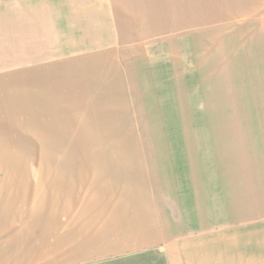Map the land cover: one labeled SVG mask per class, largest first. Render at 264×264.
<instances>
[{
	"label": "rangeland",
	"instance_id": "rangeland-1",
	"mask_svg": "<svg viewBox=\"0 0 264 264\" xmlns=\"http://www.w3.org/2000/svg\"><path fill=\"white\" fill-rule=\"evenodd\" d=\"M0 104L44 153L0 158V192L21 181L10 202L45 233L57 190L156 210L133 245L33 264H264V0H0ZM68 168L76 182H53Z\"/></svg>",
	"mask_w": 264,
	"mask_h": 264
},
{
	"label": "crops",
	"instance_id": "crops-1",
	"mask_svg": "<svg viewBox=\"0 0 264 264\" xmlns=\"http://www.w3.org/2000/svg\"><path fill=\"white\" fill-rule=\"evenodd\" d=\"M4 105L6 104H0V158L27 156L42 157L44 153L42 152L41 144H39V147L37 148L39 151L36 152V154L27 152L29 151L27 148L28 141L33 139L27 137L26 133L24 136L19 134L17 135L18 137L11 135L12 111L10 110V104H8L7 107ZM40 106L39 108H41ZM27 125L28 124L24 123L22 127L16 129L27 132ZM39 139L42 142V139ZM36 140L38 139L36 138ZM60 153H63L64 155H59ZM53 155L81 156L80 154L71 153V150H63V152H58L57 150V152H54ZM68 169L69 170L66 172H63L65 171V168H59V170L63 171H59L58 177L55 176L52 178L53 182L55 181L60 186H64L65 184L70 185L73 184V182H76L75 172H70L71 168ZM25 170L26 166L24 165L22 167L15 168V170L12 171L21 173ZM39 172L37 173L36 184L41 180ZM84 176L85 179H82V184H88L91 176L90 174ZM105 178L109 185L116 183L114 181L115 177L108 176V174L100 175V179L104 180ZM4 183H6L4 188L7 191L0 192V199H9V204H13L12 206H9V211L11 214H14V216H12V222H9V226L7 224L4 225L5 231L0 233V250L3 251L6 257L11 260H22L21 263L25 262L26 264H33V261L36 260V255L44 252L48 246L49 247L46 251L51 249L52 246L57 252L61 250L68 253L69 257H72V254L80 251H83V253L108 252V248L106 247L108 245L107 242L109 243L110 237L114 238L116 241L110 244V246L115 245L116 247L120 245L123 247L126 243H129L128 245H133L132 241L138 240L140 235H147L145 232H140L141 229L144 231L148 229L152 230L156 224V210L154 208L150 209L144 207V209L141 208V212L139 207H136L137 209H135V207L125 208L126 206H123L120 209L117 207L118 205H123L124 203L126 205H134L133 201H135V203L138 202V196L137 198L132 199L133 201L128 200L127 197L124 199L121 195L119 197L112 195L108 200L95 199L94 201L89 200V198L85 201L83 197L80 198L82 201L80 200L78 204H75L77 202V195L82 194L83 192L82 189H77L75 187L71 188V190H57L56 192H53V197L55 198L54 200L57 201L59 205L53 208L51 218L52 221L55 222L53 224V229L45 233L46 231L43 227L42 214L35 213V216L32 215L30 220H28L27 214L22 211L23 205H21L20 208V204H17L18 202H10L12 199H17L21 196H23L24 199L27 196L25 188L23 191L20 189L19 191L15 189V187H11L9 190V185L17 186L21 184V181L15 179ZM109 192L112 193L111 188H109ZM42 198H44V193ZM76 205L78 206L76 207ZM0 206H3L0 208V211L2 210V212H4V204ZM58 206H63V210H65V212L63 213L62 210L59 211L61 208L58 209ZM76 212L79 213L77 214ZM23 215L26 217L20 224L15 222L17 219L20 220L19 218H16V216H21L22 219ZM29 221H31L32 224L29 225ZM60 221H68V224L63 225V222L60 224ZM77 221L79 224H77ZM91 235L94 237L92 238ZM99 241L100 243L102 242L101 246H104L105 248L93 249V247L97 245L100 246Z\"/></svg>",
	"mask_w": 264,
	"mask_h": 264
}]
</instances>
